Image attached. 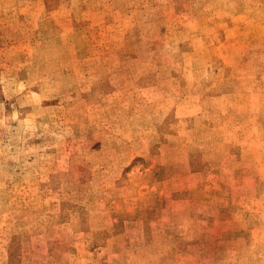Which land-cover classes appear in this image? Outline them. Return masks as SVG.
<instances>
[{
    "label": "rangeland",
    "instance_id": "rangeland-1",
    "mask_svg": "<svg viewBox=\"0 0 264 264\" xmlns=\"http://www.w3.org/2000/svg\"><path fill=\"white\" fill-rule=\"evenodd\" d=\"M0 264H264V0H0Z\"/></svg>",
    "mask_w": 264,
    "mask_h": 264
}]
</instances>
